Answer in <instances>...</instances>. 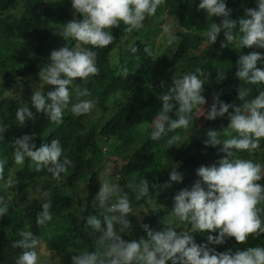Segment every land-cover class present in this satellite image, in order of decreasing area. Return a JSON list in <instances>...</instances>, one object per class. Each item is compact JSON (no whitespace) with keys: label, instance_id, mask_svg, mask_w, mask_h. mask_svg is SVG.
Listing matches in <instances>:
<instances>
[{"label":"trees","instance_id":"16d2710c","mask_svg":"<svg viewBox=\"0 0 264 264\" xmlns=\"http://www.w3.org/2000/svg\"><path fill=\"white\" fill-rule=\"evenodd\" d=\"M199 2L165 0L155 15L144 20L142 28L127 32L121 23L119 28L111 29L113 42L105 48L91 49L97 53L99 74L87 83L79 79L74 82L87 88L90 94L77 98L73 91L63 123L55 124L37 113L30 99L34 91L46 94L53 90V86L46 85L39 77L41 68L50 63L51 52L64 46L75 49L78 44L72 38L64 40L54 34L73 19L71 0H0V126L7 129L0 138V159H7L0 180V198L8 206L7 215L0 217V264H15L22 249L12 245L21 239V231H31L39 238L36 250L40 264H71L72 255L100 250L96 244L100 233L94 234L91 228H86L83 217L95 215L103 222L105 215H118L108 212L107 207H99L95 200L104 181L119 186L118 194L109 199L107 206L125 193L129 196L133 230L122 234L126 240L146 237L137 222L141 218L157 231L163 229V223H169L179 232H189L197 244L207 243L208 234L217 235L195 232L190 224L179 221L172 213L173 197L181 189H191L200 179L199 167L211 166L225 155L220 151L222 145L206 147L203 141L208 129L219 131L227 127V114L224 118L207 120V110L215 95L239 106L240 88L249 89L246 97L249 101L264 91V85L247 84L235 77L241 55L253 51L264 53V49L241 48L238 31L227 47H220L225 42L223 32L215 44H210L206 32L220 18L208 17L198 9ZM226 3L233 10V19L244 17L246 8L257 7V0H226ZM163 25L175 31H164ZM133 47L138 50L133 52ZM258 67L264 68V62ZM124 69L128 72L126 78ZM197 69L211 73L204 86L207 104L193 110L188 128L167 132L161 140L153 141L151 132L161 111L160 96L169 92L174 79ZM217 72L225 75L223 81H216ZM78 100H93L95 107L87 114L74 115L71 106ZM25 104L34 116L21 127L15 113ZM169 115L175 118V112ZM25 134L33 135L37 146L58 139L63 148L61 160L67 157L72 161L67 172L55 179L46 169L36 171L28 158L22 165L16 164L13 142ZM177 135L180 139L169 144L168 140ZM117 141L121 143L117 145ZM236 155L264 166V140L251 156L247 152ZM114 160L124 165L118 175L106 171ZM178 166L184 175L183 182L160 192L150 188L153 192L150 198L137 199L129 187L144 178L150 184H163L169 180L171 168ZM9 179L15 182L11 187L7 186ZM78 182L85 184L83 191L78 190ZM260 183L264 184V179ZM45 192L50 194L47 199L52 203V220L38 226L37 214L47 202ZM187 226L189 231H185ZM254 246L264 247V234L249 237L245 244H237L230 238L223 245H209L219 252Z\"/></svg>","mask_w":264,"mask_h":264},{"label":"clouds","instance_id":"9594fccd","mask_svg":"<svg viewBox=\"0 0 264 264\" xmlns=\"http://www.w3.org/2000/svg\"><path fill=\"white\" fill-rule=\"evenodd\" d=\"M164 3L165 0H71L73 19L54 34L64 40L72 38L78 44L75 49L64 46L51 52L50 63L41 68L39 77L46 85L53 86V90L46 94L34 91L30 99L32 108L47 116L51 122L62 124L73 91L77 98L90 94L87 88H81L74 82L79 79L87 83L99 74L97 53L91 49L109 46L114 40L111 29L119 28L121 23L127 32L142 28L144 20L155 15ZM198 9L208 17L220 18V22L213 21L206 32L210 44H215L223 32L225 42H221L220 47H227L236 39L234 32L238 31L241 33V48L264 49V0H257L256 8H246L245 16L236 19L231 18L233 10L227 6L226 0H200ZM172 42L170 37L168 43ZM137 50L132 48L133 52ZM145 52H148L147 48ZM262 62L264 53L253 51L241 55L235 77L247 84L264 85V68L258 67ZM123 75L127 77V69H124ZM210 75L197 69L172 81L173 87L160 96L161 111L151 132L153 141L161 140L167 132L188 128L193 110L207 104L204 86ZM224 79L225 75L217 72L216 81ZM237 92V98L242 102L239 106L222 101L218 94L207 110V120L224 118L227 114V127L219 131L208 129L207 138L203 141L206 147L222 145L220 151L225 155L211 166L199 167L197 176L200 179L191 189H181L173 197L172 213L179 221L190 224L195 232L217 235L208 234L207 243L197 244L189 232H179L169 223H163V229L157 231L143 223L141 218L137 222L146 237L126 240L122 234L133 230L129 219L132 212L129 196L125 193L116 203L107 206L109 199L118 194L119 186L104 181L95 200L99 207H107L108 212L118 215H105L103 222L95 215L83 217L86 228H91L94 234L100 233L96 238L100 250L72 255L71 264H264V247L261 246L235 251L229 248L223 252L209 247L223 245L230 238H234L237 244H245L249 237L264 234V184L260 183L264 179V166L253 159L236 155L237 152H247L251 156L260 148V141L264 140V91L250 101L246 100L249 89L240 88ZM94 107L93 100H78L72 104L71 112L79 116L91 112ZM173 112L174 119L169 115ZM15 115L22 127L33 118L34 113L25 104L16 110ZM6 130L0 126V138ZM221 135L228 138L222 140ZM179 139L178 135L173 136L168 143ZM13 145L16 164L22 165L28 158L36 171L46 169L55 179H59L72 165L67 157L61 160L63 148L58 139L37 146L33 135L25 134L15 139ZM6 164V158L0 159V180L3 179ZM178 169L179 166L171 168L169 180L163 184H150L144 178L139 184H130L129 187L135 191L137 199L150 198L153 194L150 188L160 192L171 188L174 183L183 182L184 175ZM14 183L9 179L7 186L11 187ZM49 195L43 193L47 202L42 204V210L37 214L38 226H45L52 220V203L47 199ZM0 204H3L2 198ZM7 213V204L0 206V217ZM19 236L21 239L12 245L22 249L15 264H40L36 250L39 238L31 231H21Z\"/></svg>","mask_w":264,"mask_h":264},{"label":"rangeland","instance_id":"374dc122","mask_svg":"<svg viewBox=\"0 0 264 264\" xmlns=\"http://www.w3.org/2000/svg\"><path fill=\"white\" fill-rule=\"evenodd\" d=\"M163 27H164V31H165V30H169V31H172V32L175 31V29H172L171 26L163 25ZM160 41H161V39H160ZM157 45H159L158 42H157ZM0 51H1V50H0ZM157 54H159V53H157ZM176 79H177V78H176ZM174 80H175V79H174ZM120 143H121V142H119V141L116 142L117 145H119ZM107 150H108V147H106L105 152H106ZM123 166H124V165H123V163H122L121 161L118 162L117 160H114L113 163L109 164V165L106 167V171H107V173L110 174V175H118V174H120V169H122ZM84 187H85V184H84V183H82V182H78V183H77V188H78V190H82V191H83ZM185 231H189L188 226L185 227ZM182 232H183V231H182Z\"/></svg>","mask_w":264,"mask_h":264}]
</instances>
